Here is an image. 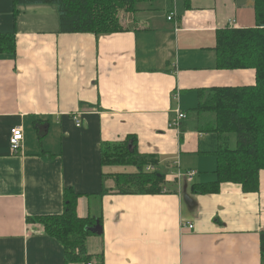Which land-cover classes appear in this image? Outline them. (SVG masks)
<instances>
[{
    "label": "crops",
    "instance_id": "crops-1",
    "mask_svg": "<svg viewBox=\"0 0 264 264\" xmlns=\"http://www.w3.org/2000/svg\"><path fill=\"white\" fill-rule=\"evenodd\" d=\"M17 8L0 0V32L17 43L0 54V264L87 262L68 260L39 220L63 213L66 188L102 227L86 237L96 264H264V169L256 192H192L217 178L220 142L200 130V89L256 83L254 69L218 68L215 50L217 30L255 25L254 0H146L120 11L125 30L99 35L62 32L54 4ZM178 107L188 117L175 127ZM128 139L138 159L154 158L146 172L165 174L161 193L120 192L118 174L138 166L102 155Z\"/></svg>",
    "mask_w": 264,
    "mask_h": 264
},
{
    "label": "trees",
    "instance_id": "trees-1",
    "mask_svg": "<svg viewBox=\"0 0 264 264\" xmlns=\"http://www.w3.org/2000/svg\"><path fill=\"white\" fill-rule=\"evenodd\" d=\"M142 1L146 0H14V12L17 13V7L23 4H54L60 12L62 32L99 35L125 30L120 11L135 12ZM254 11V26L217 30L218 68L254 69L256 83L200 89L198 105L193 109L204 120L200 130L216 133L220 142L214 151L217 178L194 183L193 193L218 192L224 182L239 183L246 192L260 189V171L264 169V0H254ZM16 46L13 32H0V54H14ZM130 140L133 141L132 147L129 146ZM114 147L103 151L104 163L138 166L137 172L118 174L120 192L161 193L164 190L165 174L145 171V167L155 161L153 157L138 159L135 139ZM79 196L73 188H66L63 213L39 220L49 234L62 241L68 260L89 261L91 256L87 255L86 237L94 233L91 227L95 225L91 218L78 215ZM261 248L264 257V230L261 232Z\"/></svg>",
    "mask_w": 264,
    "mask_h": 264
},
{
    "label": "built area",
    "instance_id": "built-area-1",
    "mask_svg": "<svg viewBox=\"0 0 264 264\" xmlns=\"http://www.w3.org/2000/svg\"><path fill=\"white\" fill-rule=\"evenodd\" d=\"M175 15V12H171L169 19H172L173 16ZM235 22V20L230 21V24H233ZM177 111V115L176 118L174 120H172L171 125L175 126V127H180L181 121L186 119L188 117L187 113L183 110H181L179 107L176 110ZM77 124L79 125L80 121L76 120ZM25 138V132H24V128L21 125H17L11 128V132H10V146L13 152L18 153L22 150L23 147V141ZM147 171H151L153 170V166L152 165H148L146 167ZM183 172L180 171L179 174L180 176H182ZM187 176L192 177L194 172L193 171H188ZM187 225L190 228H193L194 224L192 222H187ZM84 264H96L94 261H87Z\"/></svg>",
    "mask_w": 264,
    "mask_h": 264
},
{
    "label": "water",
    "instance_id": "water-1",
    "mask_svg": "<svg viewBox=\"0 0 264 264\" xmlns=\"http://www.w3.org/2000/svg\"><path fill=\"white\" fill-rule=\"evenodd\" d=\"M91 230L94 233L102 232V227L100 225H95V226L91 227Z\"/></svg>",
    "mask_w": 264,
    "mask_h": 264
},
{
    "label": "rangeland",
    "instance_id": "rangeland-1",
    "mask_svg": "<svg viewBox=\"0 0 264 264\" xmlns=\"http://www.w3.org/2000/svg\"><path fill=\"white\" fill-rule=\"evenodd\" d=\"M135 169L137 170V168H135V167H127V166L123 168L124 171H128V172L135 170Z\"/></svg>",
    "mask_w": 264,
    "mask_h": 264
}]
</instances>
